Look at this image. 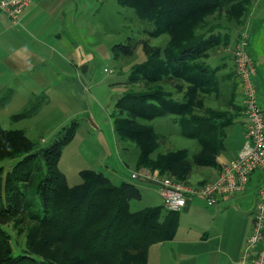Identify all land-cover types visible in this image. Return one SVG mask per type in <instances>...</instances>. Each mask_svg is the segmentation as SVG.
Masks as SVG:
<instances>
[{"label": "trees", "instance_id": "16d2710c", "mask_svg": "<svg viewBox=\"0 0 264 264\" xmlns=\"http://www.w3.org/2000/svg\"><path fill=\"white\" fill-rule=\"evenodd\" d=\"M118 4L152 24L153 37L169 36L164 46L143 42L146 60L130 83L156 87L116 102L122 112L114 120L118 137L137 146L138 169L169 173L183 182H189L194 167L218 169V157L226 151L227 135L242 109L236 104L237 90L232 88L231 97L224 90L220 70L200 61L221 42L215 21L240 19L247 10L245 1ZM136 46L133 40L116 44L114 58L134 56ZM214 91L217 98L210 97ZM6 97L0 104L8 102ZM35 112L25 109L13 119ZM158 119L176 123V134L195 142L196 148L160 152L161 136L153 126ZM62 131L51 146L41 148L23 130L0 126V264H150L151 246L174 239L180 212L163 205L132 211L130 202L143 197L140 188L129 182L114 185L102 172L83 170L82 182L70 186L59 162L77 124ZM4 162L9 163L7 170ZM9 223L26 231V247L19 254L5 229Z\"/></svg>", "mask_w": 264, "mask_h": 264}, {"label": "rangeland", "instance_id": "374dc122", "mask_svg": "<svg viewBox=\"0 0 264 264\" xmlns=\"http://www.w3.org/2000/svg\"><path fill=\"white\" fill-rule=\"evenodd\" d=\"M76 2V27L73 34L66 35L65 38L76 49L79 55L78 64L89 63L91 76L73 75L76 78L82 77L86 87L79 81H72L68 79L69 77H66L69 80L66 81L62 75H56L54 81L44 84L47 90L43 95L25 98L13 96L12 91L2 90L0 100L8 96V101L13 102L9 105L0 104V126L5 130H23L43 148L51 146L62 137L65 133L62 130L65 127L76 123V135L64 148L59 162V168L66 176L68 184L70 186L80 184L81 171L93 170L102 172L114 185H120L123 180L129 179L125 177L126 174L135 170L139 151L134 143L123 141L118 137L114 129V120L122 112L115 104L128 93H140L156 87L148 86L144 81L131 84L130 79L146 60L143 42L157 47L164 46L168 43L169 36L153 37L149 33L153 31V25L139 20L133 10L121 7L118 0H76ZM215 22L214 25L218 27L215 29L216 33L219 28L228 25L226 18ZM219 35L217 37H221ZM132 40L137 45L134 56L115 59L113 46L120 43L128 45ZM200 62L204 63V59ZM233 83L235 82L224 83L225 89L231 90ZM233 87L235 90L238 89L236 84ZM236 94V104L239 106L241 98L238 91ZM25 109H33L36 112L29 118L13 119L14 115ZM237 115L227 135L226 151L222 153V159L228 160V163L240 152L243 144L242 136L247 124L240 112ZM153 126L161 136L160 152L196 148L195 142L176 134L178 126L169 119L155 120ZM2 164L7 170L9 163ZM211 169L194 167L187 180L192 184L200 180H209L210 173L214 171ZM221 169L218 168L216 171L220 172ZM148 172L152 171L148 169ZM170 175L166 173L161 176ZM253 178L254 181L259 180V184L264 182L262 172H256ZM131 183L138 186L143 195L141 200L130 202L132 211L163 205L157 184L151 182L155 185L143 187L137 179L131 180ZM5 229L12 236L15 253H21L26 247V231L15 229L13 223L6 225Z\"/></svg>", "mask_w": 264, "mask_h": 264}, {"label": "crops", "instance_id": "0c3cea01", "mask_svg": "<svg viewBox=\"0 0 264 264\" xmlns=\"http://www.w3.org/2000/svg\"><path fill=\"white\" fill-rule=\"evenodd\" d=\"M244 1L246 12L240 19L228 21V25L218 30L221 42L204 59V63L212 70H220L225 76L224 83L235 82L232 87L236 84L240 94L241 116H244L239 89L241 83L235 65V49L241 30L250 34L248 52L256 65L255 84L259 104L264 110V0ZM76 3V0H35L17 25L0 12V93L2 90H9L13 96L25 98L43 95L47 90L44 84L54 81L56 75H62L66 81H79L86 87L82 77L92 75L89 63L78 64L79 55L65 38L66 35L71 36L76 27ZM76 74L77 77H82H73ZM224 83L222 85L225 90ZM231 90L228 92L230 97ZM210 97L217 98L215 91ZM12 102L11 100L7 103L9 105ZM244 119L246 123L245 116ZM245 131L246 129L240 151L245 143ZM227 161L220 155L219 169ZM136 170L142 174L148 172V169H138L135 165L133 171ZM211 170L214 171L210 173L209 180H200L195 184L215 180L219 172L216 168ZM133 171L126 174L125 177L129 179L123 182L131 183ZM255 174L243 193L221 198L217 207H207L201 200H190L179 213V226L174 239L152 245L149 250V263L242 264L244 246L252 230L253 215L258 202V187L264 183L254 181ZM137 180L143 187L155 185L143 177Z\"/></svg>", "mask_w": 264, "mask_h": 264}, {"label": "built area", "instance_id": "2783aa9c", "mask_svg": "<svg viewBox=\"0 0 264 264\" xmlns=\"http://www.w3.org/2000/svg\"><path fill=\"white\" fill-rule=\"evenodd\" d=\"M35 0H0V12L13 24H20L26 9ZM249 33L242 30L235 49L236 73L241 83L243 113L246 118L245 143L238 156L224 165L218 177L206 183L191 184L172 176L135 171L132 179L145 178L159 186L163 206L171 212L183 211L188 202L201 200L207 207H217L223 197L243 193L253 174H264V110L259 104L255 77L257 69L248 52ZM258 202L253 215L252 230L248 236L242 264H264V183L258 187Z\"/></svg>", "mask_w": 264, "mask_h": 264}]
</instances>
